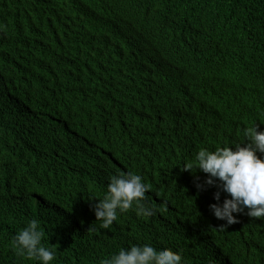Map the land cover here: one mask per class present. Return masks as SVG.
<instances>
[{"label":"trees","instance_id":"1","mask_svg":"<svg viewBox=\"0 0 264 264\" xmlns=\"http://www.w3.org/2000/svg\"><path fill=\"white\" fill-rule=\"evenodd\" d=\"M255 125L264 0H0V264H40L13 246L32 219L50 264H100L145 243L185 264L216 247L221 264H264V218L245 209L221 227L208 208L217 185L183 168L201 148L246 143ZM118 171L142 176L156 211H118L105 229L93 206ZM177 201L191 206L165 221Z\"/></svg>","mask_w":264,"mask_h":264},{"label":"clouds","instance_id":"2","mask_svg":"<svg viewBox=\"0 0 264 264\" xmlns=\"http://www.w3.org/2000/svg\"><path fill=\"white\" fill-rule=\"evenodd\" d=\"M246 143L233 146L217 147L214 151L201 148L195 156L196 163L187 162L185 170L198 168L207 174L205 184L217 185L218 191L212 195L213 200L208 202V208L213 215L226 221V227L238 222L234 213H243L247 209V215L252 218H264V130H258L255 125L244 130ZM204 185L197 184L198 188ZM149 186L139 174L132 172L119 173L109 177L107 191L103 199L93 206L95 217L100 221L102 228H109L117 220V212H126L135 207L137 215L150 216L156 211L154 206L145 202V193ZM221 191L228 196L220 203ZM208 194H211L208 191ZM207 198V196H206ZM181 207L174 213L178 214L183 209L191 206L180 202ZM166 211L171 208L163 206ZM44 233L40 231L36 219L28 222L23 230L13 237V246L20 255L35 259L40 264H50L55 258L54 249L42 244ZM235 240L237 247L250 252L251 248L245 238L235 234L231 243ZM211 250L204 251L207 254V264H221L223 259L211 256ZM100 264H185L182 253L170 247L157 248L152 244H133L128 248H121L109 258L101 260Z\"/></svg>","mask_w":264,"mask_h":264},{"label":"rangeland","instance_id":"3","mask_svg":"<svg viewBox=\"0 0 264 264\" xmlns=\"http://www.w3.org/2000/svg\"><path fill=\"white\" fill-rule=\"evenodd\" d=\"M181 201H177V205L174 209H170L169 211H165V210H158L160 211V216L167 222H169V218L172 214V212H174L176 209L180 208L181 207V204H180ZM207 254H205V260H207L208 258L206 257ZM211 256H215V257H218V258H226V252L225 250L219 248V247H216L212 252H211Z\"/></svg>","mask_w":264,"mask_h":264}]
</instances>
